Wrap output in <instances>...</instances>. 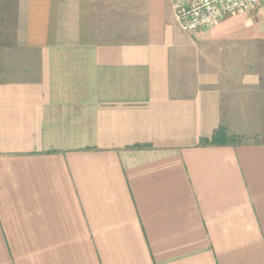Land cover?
Listing matches in <instances>:
<instances>
[{
	"label": "crops",
	"instance_id": "crops-1",
	"mask_svg": "<svg viewBox=\"0 0 264 264\" xmlns=\"http://www.w3.org/2000/svg\"><path fill=\"white\" fill-rule=\"evenodd\" d=\"M175 1L0 0V264H264V2Z\"/></svg>",
	"mask_w": 264,
	"mask_h": 264
},
{
	"label": "built area",
	"instance_id": "built-area-1",
	"mask_svg": "<svg viewBox=\"0 0 264 264\" xmlns=\"http://www.w3.org/2000/svg\"><path fill=\"white\" fill-rule=\"evenodd\" d=\"M264 0H176L177 21L188 32L207 30Z\"/></svg>",
	"mask_w": 264,
	"mask_h": 264
}]
</instances>
